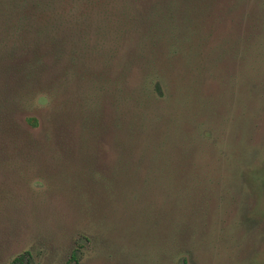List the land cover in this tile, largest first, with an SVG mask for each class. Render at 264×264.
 Here are the masks:
<instances>
[{"label": "rangeland", "instance_id": "rangeland-1", "mask_svg": "<svg viewBox=\"0 0 264 264\" xmlns=\"http://www.w3.org/2000/svg\"><path fill=\"white\" fill-rule=\"evenodd\" d=\"M130 6L126 28L94 16L88 35L54 33L35 97L7 108L0 91V264L25 250L33 264L75 250L78 264H264V0ZM160 24L184 40L180 88L131 134L120 120L140 112L127 96L166 49L148 39Z\"/></svg>", "mask_w": 264, "mask_h": 264}, {"label": "trees", "instance_id": "trees-1", "mask_svg": "<svg viewBox=\"0 0 264 264\" xmlns=\"http://www.w3.org/2000/svg\"><path fill=\"white\" fill-rule=\"evenodd\" d=\"M133 1L120 0L116 3L115 0H0V91L6 96L7 108L11 102L15 103L19 99L28 100L35 97L37 91L35 86L41 80L45 64L43 59L47 54L44 48L48 43V39H55L53 37L54 33H58L62 31L61 28L70 25H86L87 21L90 22L94 16L101 18L103 21L101 27L104 30L112 25L126 28L133 21L130 6ZM173 1L175 2V0ZM193 1L199 3V1L206 0ZM121 2L125 3L122 6V13H117V9L120 8L118 5ZM157 4L165 8V5L163 6L159 1ZM198 9L194 7L193 12L196 13ZM156 10L160 11L159 8ZM84 32L88 35L87 25L84 26ZM148 39L154 43L155 47H160L162 44L166 49L163 50V55L158 52L153 55L152 64L149 65L147 75L143 78L144 82L134 90L136 92L127 96L124 88L120 89L123 98L126 96L134 97L140 104V112L135 117L130 120H120L119 125L123 129H128L131 134L134 132V127L136 132L146 128L145 120L147 116L153 113L152 108L155 105L167 98L168 89L172 85L180 88L181 74L177 73V68L181 63L179 59L185 57L186 51L184 40L179 31L169 25L160 24L156 31L150 33ZM83 55L87 57L85 54ZM79 57L81 56H70L73 70L78 67H85ZM132 66L131 63L126 70H123L121 78L124 82L130 80ZM97 72L89 69L84 73L87 74L89 81L111 83L112 80L108 76L107 68L104 70L102 67V71L98 74ZM35 81L37 82L34 83ZM146 108L149 109L146 110ZM1 109L2 102L0 100V115H2ZM28 122L33 126H37L39 119L37 116L32 115L28 117ZM130 144L126 143V146ZM160 144L163 143L160 142ZM165 171L167 172V169ZM161 174L162 176L166 175L164 172ZM186 187L185 184L171 186V191L176 194L175 197L178 202H180V197L177 194L185 193ZM74 252L71 257L74 260L73 263L78 264L79 251L75 250ZM8 264H33V254L30 250H25L15 255Z\"/></svg>", "mask_w": 264, "mask_h": 264}]
</instances>
